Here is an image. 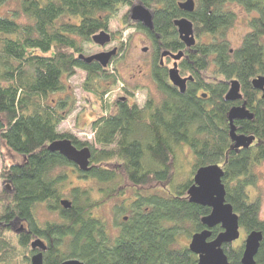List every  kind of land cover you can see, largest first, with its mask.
I'll use <instances>...</instances> for the list:
<instances>
[{"label": "trees", "instance_id": "obj_1", "mask_svg": "<svg viewBox=\"0 0 264 264\" xmlns=\"http://www.w3.org/2000/svg\"><path fill=\"white\" fill-rule=\"evenodd\" d=\"M5 1L0 0V6ZM18 2L10 15H0V146L21 157V162L5 163L0 170V178L9 184L0 190V264H11L18 248L22 258L33 254L30 242L37 238L47 246L43 264L69 259L84 264H197V256L188 245L179 246L178 239L190 242L193 234L205 229L201 219L210 209L190 203L186 191L196 170L213 164L224 171L225 199L238 215L240 229L245 234L262 233L255 262L264 264V220L259 201L250 200L249 194L257 180L252 169L264 161V99L251 86L254 78L264 76V0H196L191 13L179 9V0ZM137 2L152 11L153 30L129 21L127 15L122 21L150 39L151 77L161 98L147 96L142 107L127 97L116 100L114 112L91 121L92 143L59 133L73 105L68 95L53 102L49 97L66 92L64 80L77 70L84 72V91L99 94L104 78L111 77L115 84L108 66L86 64L78 57H88L82 44H94V35L108 32L119 7ZM233 3L247 13L250 29L235 49L224 37L235 21L234 12L226 7ZM182 17L193 25L197 41L191 49L178 39L173 24ZM163 51L185 54L179 73L192 80L182 94L170 84L165 63L160 64ZM233 80L242 95L236 103L225 101ZM109 91L103 88L100 96ZM241 104L253 118L235 121L237 132L254 136L257 144L236 151L227 115ZM63 139L77 149H90L88 172L47 150L51 142ZM183 147L193 157L190 176L174 182ZM66 169L81 181L95 182L99 198H93L91 187H72ZM126 192L129 196L113 207L110 223L94 214ZM66 197L68 209L60 205ZM41 206L55 219L41 223L37 216ZM12 223L25 227L15 238L9 235ZM221 231L214 227L210 240ZM223 250L229 264H241L243 244L224 245Z\"/></svg>", "mask_w": 264, "mask_h": 264}, {"label": "rangeland", "instance_id": "obj_2", "mask_svg": "<svg viewBox=\"0 0 264 264\" xmlns=\"http://www.w3.org/2000/svg\"><path fill=\"white\" fill-rule=\"evenodd\" d=\"M186 0H179L185 2ZM196 3V0H194ZM136 4V3H135ZM19 7L18 0H6L0 6V15H10L13 10ZM226 7L234 12L235 21L225 31L224 37L228 41L230 47L235 49L240 46L243 37L250 30L247 24V13L239 5L233 3L228 4ZM130 6H121L114 13L113 18L109 24L108 34L114 37V42H110L105 47H99L94 44H82L83 54L85 56L95 55L101 52H108L116 47L119 48L117 55L112 58L108 65L109 74L115 78V84L112 83V78H104L99 82V94L87 92L82 89L84 82V72L77 70L76 74L64 82L67 91L64 93L53 94L49 99L57 101L59 98L69 96V102L73 105V111L69 114L67 119L62 122L57 131L59 133H70L81 141L93 142V133L90 128L92 120L98 116H102L109 112H114V103L120 98H129L130 103H136L142 107L146 101L147 96L153 97L155 100L161 98V94L157 90L155 83L151 77V61L153 55L152 43L146 33L133 27H126L123 24L122 18L127 15L129 21ZM132 22V21H131ZM110 35V36H111ZM196 39V38H195ZM197 41V40H196ZM116 46V47H114ZM146 51L143 52V49ZM167 69L172 68V61H163ZM212 70L208 76L212 75ZM182 77L187 74H180ZM107 87L110 91L100 96L103 88ZM125 91L127 94H125ZM96 149L99 146L94 145ZM21 162V157L14 152L7 149L4 145L0 146V170L3 164H12ZM193 163V157L188 148L183 149L177 155L178 173L174 182H182L190 176V171ZM64 170V169H62ZM253 173L256 175V184L254 187L249 188L250 200L257 199L260 204L259 216L264 220V161L253 167ZM61 170H57L60 172ZM70 175V185L80 186L83 189L91 187L93 189V198H99L98 185L93 181H81L75 174L66 169ZM8 182L0 178V190L8 187ZM69 185L65 188L64 192H68ZM129 196L126 192L124 197L119 199H112L105 205L94 210V214L102 218L106 222L112 221V209L118 204L119 201ZM65 199L70 200L68 197ZM37 216L42 223L44 220H54L55 216L46 211L44 207H39ZM14 226L9 227L10 237L16 236L17 229L20 228L19 224L12 223ZM22 227V226H21ZM24 227V226H23ZM25 228V227H24ZM245 232L240 229V237L232 245L242 246ZM189 240L181 237L178 239V245H188ZM20 248L17 249V257L11 264H27V259L32 254H27V258H22Z\"/></svg>", "mask_w": 264, "mask_h": 264}, {"label": "water", "instance_id": "obj_3", "mask_svg": "<svg viewBox=\"0 0 264 264\" xmlns=\"http://www.w3.org/2000/svg\"><path fill=\"white\" fill-rule=\"evenodd\" d=\"M28 1V0H20ZM178 7L185 13H191L195 9L194 0H186L179 2ZM129 19L132 22L139 23L143 28L153 30V14L141 2H137L131 6ZM178 39L186 47L191 49L194 47L196 40L193 31V25L189 19L182 17L174 21ZM94 45L105 47L111 42V37L106 31H101L92 37ZM146 48L143 49V52ZM116 55V48L101 52L95 55L84 57L79 55V59L86 64L92 62L98 63L101 67L106 68L112 58ZM169 57L173 60L172 68L168 69V80L179 93H184L186 84L192 80V77H182L179 73L177 62L184 57L183 51L172 53L163 51L160 56V64L163 65V59ZM254 90L261 92V98L264 99V76H258L251 81ZM122 98L121 100H123ZM242 95L238 81L233 80L229 83V89L225 95V101L230 103L240 102ZM252 114L246 109L245 104L232 106L227 115L229 125V139L232 149H246L254 141L253 136H245L237 133L235 121L251 120ZM47 150L52 153H58L66 161L73 164L80 172H88L90 170L91 151L88 147L77 149L71 141L67 139L51 142L47 146ZM224 175L223 169L217 164L200 167L196 170L192 178V184L187 189L186 194L188 201L202 207L210 209L209 215L201 219V224L205 229L191 236L188 249L197 256V264H229L228 258L224 253V245H232L240 237V225L238 215L233 212V208L226 202L225 188L222 183ZM61 207L70 208V201L61 200ZM221 227V232L212 240L211 230ZM24 227H20L18 231H22ZM262 233L252 231L245 235L243 239V250L241 254V264H256L255 256L259 250L262 241ZM45 242L40 239H34L30 242L31 251L35 252L30 257V264H43V253L46 251ZM60 264H84L77 259H69Z\"/></svg>", "mask_w": 264, "mask_h": 264}, {"label": "flooded vegetation", "instance_id": "obj_4", "mask_svg": "<svg viewBox=\"0 0 264 264\" xmlns=\"http://www.w3.org/2000/svg\"><path fill=\"white\" fill-rule=\"evenodd\" d=\"M111 35V34H110ZM111 37V42H114V37L111 35L110 36ZM114 47H116V46H114ZM118 50H119V48L118 47H116V55H117V52H118ZM184 53V52H183ZM115 55V56H116ZM184 56H185V54H184ZM169 60H171L172 61V65H173V60L171 59V58H169V57H166V58H164L163 59V61L165 62H167V61H169ZM177 65H178V67H179V61L177 62ZM257 92H259V96H260V98H261V92L260 91H257ZM122 98H120L119 100H121ZM125 99V98H124ZM123 99V100H124ZM247 109V108H246ZM238 133V132H237ZM239 134V133H238ZM241 135H244V134H241ZM245 136H247V135H245ZM254 137V136H253ZM255 138V137H254ZM257 144V141H256V139H254V141H253V143L248 147V148H252V147H254L255 145ZM248 148H246V149H248ZM239 150H241V149H239ZM239 150H236V151H239ZM10 226H14L13 224H11ZM21 231H18V229H17V231H16V234H19ZM33 252V251H32ZM35 252H33V254H34ZM43 263H44V253H43Z\"/></svg>", "mask_w": 264, "mask_h": 264}, {"label": "bare ground", "instance_id": "obj_5", "mask_svg": "<svg viewBox=\"0 0 264 264\" xmlns=\"http://www.w3.org/2000/svg\"><path fill=\"white\" fill-rule=\"evenodd\" d=\"M185 77H188V76H185ZM185 77H184V78H185ZM233 243H234V242H233Z\"/></svg>", "mask_w": 264, "mask_h": 264}]
</instances>
